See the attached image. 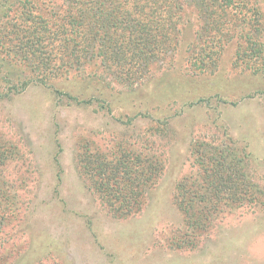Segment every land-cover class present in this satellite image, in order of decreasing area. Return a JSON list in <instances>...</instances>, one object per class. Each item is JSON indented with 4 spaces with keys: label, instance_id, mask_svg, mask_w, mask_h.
Wrapping results in <instances>:
<instances>
[{
    "label": "rangeland",
    "instance_id": "obj_1",
    "mask_svg": "<svg viewBox=\"0 0 264 264\" xmlns=\"http://www.w3.org/2000/svg\"><path fill=\"white\" fill-rule=\"evenodd\" d=\"M258 5L264 18V0ZM7 7L0 0V29L14 13ZM196 23L178 56L139 84L105 75L100 104L84 101L85 76L28 80L31 66L7 61L13 56L0 47V264H264V69L234 64L244 31L237 23L218 65L194 72L184 49ZM260 28L252 32L257 44L264 43V19ZM88 140L89 151L111 155L121 145L151 167L161 162L163 174L140 212L113 213L90 187L79 166ZM226 147L249 152L243 169L255 202L211 211L200 196L181 210L176 185L209 192L223 174L212 177L196 158L210 166L213 148ZM200 214L209 226L196 227Z\"/></svg>",
    "mask_w": 264,
    "mask_h": 264
},
{
    "label": "trees",
    "instance_id": "obj_2",
    "mask_svg": "<svg viewBox=\"0 0 264 264\" xmlns=\"http://www.w3.org/2000/svg\"><path fill=\"white\" fill-rule=\"evenodd\" d=\"M5 1L8 11L14 9L0 29L5 39V42L0 39V47L13 56L7 61L30 65L33 70L28 80L45 85L73 75L85 76L89 92L84 101L89 104L107 101L101 94L105 75L116 83L133 87L157 65L177 57L183 50L187 27H193L196 21L200 24L196 23L197 30L192 34L194 41L184 49L187 53L184 61L194 72L218 65L227 41L237 33L233 30L237 23L244 31L243 42L235 48L234 64L257 71L264 69V43H255L252 34L260 31L264 19L258 0ZM108 104V112H112L113 105ZM86 143L80 150L79 166L81 174L90 180V187L111 212L119 215L140 212L148 191L163 174L161 162L151 167L121 145L118 151L124 149L123 154L116 150L108 155L98 148L89 151L87 145L92 142ZM213 149L216 159L212 165L200 162L199 156L197 163L211 172L212 177L221 173L223 176L220 181L209 183V192L186 181L179 182L174 202L181 210H185V204L194 207V199L200 196L207 198L211 211L220 205L239 207L255 202L256 186L243 169L244 157L249 152L239 156L231 147L225 151ZM220 164L221 168H217ZM226 176L229 178L225 179ZM228 181L232 183L228 185ZM228 189L235 192L227 196ZM209 219L200 214L192 221L196 227H207ZM183 243L181 240L178 244Z\"/></svg>",
    "mask_w": 264,
    "mask_h": 264
}]
</instances>
